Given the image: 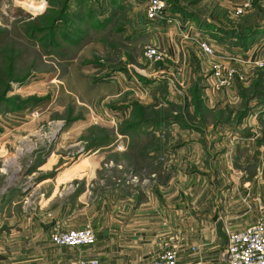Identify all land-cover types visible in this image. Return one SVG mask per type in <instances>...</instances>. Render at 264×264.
Masks as SVG:
<instances>
[{"label": "crops", "instance_id": "1", "mask_svg": "<svg viewBox=\"0 0 264 264\" xmlns=\"http://www.w3.org/2000/svg\"><path fill=\"white\" fill-rule=\"evenodd\" d=\"M204 1L212 4L207 14L213 11L216 15L187 19L214 49L212 60L238 66L248 82L216 87L210 59L196 42L182 38L174 27L158 21L147 23L142 35L166 58L151 71L156 80L145 89L141 104L168 103L174 107L173 119L165 128L132 130L121 140L118 136L127 148L119 152L121 143L117 151L111 149L109 164L104 160L106 152L96 151L52 178L39 179L51 166L48 161L33 164L32 159L33 165L25 167L23 178L12 186H4L3 174L15 165L22 167L24 161L17 158L23 154L8 150L12 134L0 133V264H59L78 258H95L100 264H146L173 243L179 263L225 264L221 254L227 231L242 230L264 217V73L240 61L263 58L264 37L244 48L222 32L239 22L241 15L234 10L243 0L199 2ZM129 2L136 5H128L132 7L131 23L141 26L144 5ZM180 64L181 75L177 72ZM158 73L161 79L175 75L183 79L179 95L167 89L162 95L150 94ZM178 109L189 112L190 117H176ZM193 124H206L211 130L202 135L185 134ZM139 142L144 144L142 149L136 148ZM120 156L126 157V164L119 161ZM137 162H142L140 169H134ZM124 168L130 174L125 187L117 176L107 178V173ZM138 172L144 173L141 181ZM28 177L37 178L32 190L42 197H33L32 190L31 197L23 195ZM105 177L108 183L104 185ZM93 179L97 181L91 209L82 205ZM60 186L66 192H60ZM21 203L23 210L19 209ZM87 224L95 234L92 245L68 247L49 239L55 226L70 230Z\"/></svg>", "mask_w": 264, "mask_h": 264}, {"label": "rangeland", "instance_id": "2", "mask_svg": "<svg viewBox=\"0 0 264 264\" xmlns=\"http://www.w3.org/2000/svg\"><path fill=\"white\" fill-rule=\"evenodd\" d=\"M199 1L168 0L172 11L184 13L189 19L214 14H207L212 4ZM131 4L136 6L129 0H0V133L13 135L6 146L14 154L22 153L17 160L24 161L22 167L6 168L4 186L20 181L25 167L35 161H48L51 166L39 173V179L52 178L96 151H105L104 160L109 164V151H117L121 143L123 149L119 152L127 148L126 141L120 140L138 118H147L145 124L156 123L149 127L136 125L140 131L154 126L165 128L173 119L174 107L168 103L156 100L149 107L141 104L145 89L156 80L151 71L164 61L156 63L144 57L148 42L142 30L146 26L134 27L131 23ZM253 7L251 13L237 18L242 29L264 24V0ZM223 16L226 18L225 13ZM160 75L150 94L162 95L167 89L179 95L183 79L179 75L161 79ZM159 103L168 106L158 109ZM177 114L176 117H190L183 109H178ZM186 130L185 134L202 135L211 127L193 124ZM139 143L135 147L142 149L144 144ZM125 158L118 159L126 164ZM137 163L134 169L142 162ZM143 174L137 173L138 181ZM111 175L117 176L123 187L130 177L127 168L106 176L109 179ZM36 181L35 177L25 178L23 195L31 197ZM91 181L92 190L86 193L82 206L90 205L92 209L97 179ZM107 183L105 177L103 184ZM32 191L33 197L40 198L37 191ZM59 191L66 192L62 186ZM22 208L21 203L19 209Z\"/></svg>", "mask_w": 264, "mask_h": 264}, {"label": "built area", "instance_id": "3", "mask_svg": "<svg viewBox=\"0 0 264 264\" xmlns=\"http://www.w3.org/2000/svg\"><path fill=\"white\" fill-rule=\"evenodd\" d=\"M138 1L144 5L145 9V20L141 26H147L149 22H162L174 27L182 38L191 39L199 45L203 53L210 59L211 75L216 87L229 88L236 81L247 82V76L238 66L212 60L215 55L212 46L199 35L196 27L187 18H183L179 12L171 10V4L168 0ZM257 1L259 0H243L235 8L234 13L241 15ZM143 55L151 62L164 61L166 58L162 50L151 44L144 46ZM240 61L244 65L264 71V57ZM177 72L181 75V64L177 67ZM49 239L56 245L76 247L92 245L95 242V234L92 226L87 224L84 227L70 230L54 228L49 233ZM191 251H195V248L192 247ZM176 253V245L174 243L169 244L161 253L152 256L146 264H202L200 260L179 263ZM221 257L225 264H264V217L258 218L253 224L242 230L227 231V243ZM59 264H100V262L95 258H78Z\"/></svg>", "mask_w": 264, "mask_h": 264}, {"label": "trees", "instance_id": "4", "mask_svg": "<svg viewBox=\"0 0 264 264\" xmlns=\"http://www.w3.org/2000/svg\"><path fill=\"white\" fill-rule=\"evenodd\" d=\"M181 15L184 18H188L189 16L185 15L184 13H181ZM242 15V14H241ZM222 32L228 36V37H234L235 39L239 40L240 44L244 48H249L252 46L255 42H257L262 35L264 34V24L260 26L251 27L247 30L242 29V26L239 24V22L236 24V26H231L230 28L223 29ZM264 73V71L262 70ZM135 124V125H134ZM142 124L143 126L145 124V120L139 119L135 121V123H131L128 129L130 131L137 130L136 125ZM156 124V123H154ZM153 124V125H154Z\"/></svg>", "mask_w": 264, "mask_h": 264}]
</instances>
